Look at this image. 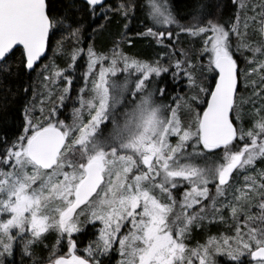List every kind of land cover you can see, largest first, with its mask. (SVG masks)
<instances>
[{
    "label": "snow or ice",
    "instance_id": "6c2138e0",
    "mask_svg": "<svg viewBox=\"0 0 264 264\" xmlns=\"http://www.w3.org/2000/svg\"><path fill=\"white\" fill-rule=\"evenodd\" d=\"M12 116L0 264H264V0H0Z\"/></svg>",
    "mask_w": 264,
    "mask_h": 264
},
{
    "label": "trees",
    "instance_id": "16d2710c",
    "mask_svg": "<svg viewBox=\"0 0 264 264\" xmlns=\"http://www.w3.org/2000/svg\"><path fill=\"white\" fill-rule=\"evenodd\" d=\"M109 3L114 2V0H108ZM87 20V17H85ZM145 24L142 20H133V22L129 25V34L134 35L136 32L141 31L144 28ZM119 30V25L113 23L109 26V31L106 32L103 36L98 37V42L101 45H107L111 43V37L112 35H115L116 32ZM125 51L129 52V54L137 55L139 57H153L159 49L155 47L153 44H151L148 40L146 39H136V43L132 48H126ZM162 79H164L162 77ZM14 83V82H13ZM168 87L169 89L173 88L174 86L171 84V82H168ZM17 107H19L17 105ZM15 117H9L8 123L5 124H0V133L7 132L9 135H11L14 131L13 127V121ZM15 123L18 124L19 120L15 119ZM213 234H215L216 229H212ZM19 259V257H17ZM223 259V258H221Z\"/></svg>",
    "mask_w": 264,
    "mask_h": 264
}]
</instances>
